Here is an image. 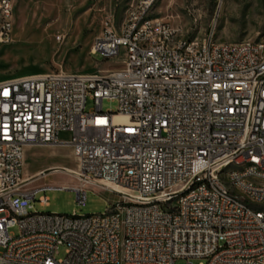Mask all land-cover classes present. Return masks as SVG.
<instances>
[{
  "label": "built area",
  "instance_id": "obj_1",
  "mask_svg": "<svg viewBox=\"0 0 264 264\" xmlns=\"http://www.w3.org/2000/svg\"><path fill=\"white\" fill-rule=\"evenodd\" d=\"M157 1L134 0L119 26L104 19L91 54L124 50L122 68L0 82V264H264V38L222 42L213 28L197 48L149 17ZM14 9L0 0V45L13 40ZM37 146H69L78 166L63 171L123 202L96 215L32 212L40 192L64 189H24Z\"/></svg>",
  "mask_w": 264,
  "mask_h": 264
},
{
  "label": "rangeland",
  "instance_id": "obj_2",
  "mask_svg": "<svg viewBox=\"0 0 264 264\" xmlns=\"http://www.w3.org/2000/svg\"><path fill=\"white\" fill-rule=\"evenodd\" d=\"M134 0H15L12 42L0 45V82L58 71L67 73L106 74L123 67L125 51L117 58L104 59L91 54L92 46L102 35L103 21L114 16L118 26L126 18ZM149 17L178 28L187 39L203 41L214 28L215 38L235 43L264 38V0H158ZM64 37L63 42L57 36ZM89 100L88 110L94 108ZM118 102L105 100V112H118ZM68 135L61 140L67 141ZM25 156L26 190L44 187L64 188L40 192L32 201V212L63 215L103 214L123 197L97 184L81 185L63 167L76 169L69 146L31 148ZM61 166L48 169L49 166ZM46 174L37 175V171ZM86 194L85 205L78 202V192ZM48 198L42 205L41 197ZM12 232L18 234L15 228ZM1 251V250H0ZM66 257V248L58 250L57 259ZM176 264H189L177 260Z\"/></svg>",
  "mask_w": 264,
  "mask_h": 264
},
{
  "label": "bare ground",
  "instance_id": "obj_3",
  "mask_svg": "<svg viewBox=\"0 0 264 264\" xmlns=\"http://www.w3.org/2000/svg\"><path fill=\"white\" fill-rule=\"evenodd\" d=\"M172 39H179V32H172ZM197 48H205V41L197 39ZM164 51H175V44H164ZM126 120V118H121Z\"/></svg>",
  "mask_w": 264,
  "mask_h": 264
},
{
  "label": "crops",
  "instance_id": "obj_4",
  "mask_svg": "<svg viewBox=\"0 0 264 264\" xmlns=\"http://www.w3.org/2000/svg\"><path fill=\"white\" fill-rule=\"evenodd\" d=\"M63 135H67V134H63ZM37 147H43V146H37ZM37 147H30V148H27L26 149V153H25V156H26V154H27V156L31 153L30 151H32V150H29V149H31V148H37ZM45 147V146H44ZM72 151V150H71ZM72 157L74 158V155H73V152H72ZM75 159V158H74ZM75 161H76V159H75ZM77 162V161H76ZM24 166H25V163H24ZM77 166H78V164H77ZM61 166H57V165H52V166H49L48 167V169H59ZM63 168H67V167H63ZM67 169H71V168H67ZM24 171H25V169H24ZM43 174H46V172H45V169L43 170V171H37L36 173H35V176H37V175H43ZM74 188H77V187H74Z\"/></svg>",
  "mask_w": 264,
  "mask_h": 264
}]
</instances>
